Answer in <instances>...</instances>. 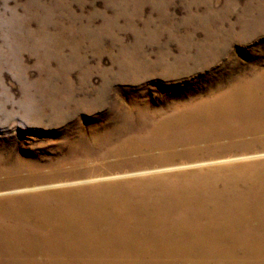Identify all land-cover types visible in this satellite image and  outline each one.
<instances>
[{
    "label": "rangeland",
    "instance_id": "rangeland-1",
    "mask_svg": "<svg viewBox=\"0 0 264 264\" xmlns=\"http://www.w3.org/2000/svg\"><path fill=\"white\" fill-rule=\"evenodd\" d=\"M263 72L264 0H0V231L38 234L34 219L101 198L264 176V159L137 164L161 123Z\"/></svg>",
    "mask_w": 264,
    "mask_h": 264
},
{
    "label": "bare ground",
    "instance_id": "bare-ground-1",
    "mask_svg": "<svg viewBox=\"0 0 264 264\" xmlns=\"http://www.w3.org/2000/svg\"><path fill=\"white\" fill-rule=\"evenodd\" d=\"M238 85L152 130L139 175L264 159V72ZM211 187L58 208L29 223L38 234L0 231V264H264V176Z\"/></svg>",
    "mask_w": 264,
    "mask_h": 264
}]
</instances>
